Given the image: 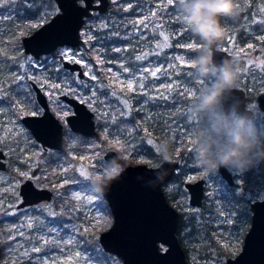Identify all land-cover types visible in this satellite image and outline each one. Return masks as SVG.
<instances>
[{
	"label": "rangeland",
	"instance_id": "rangeland-1",
	"mask_svg": "<svg viewBox=\"0 0 264 264\" xmlns=\"http://www.w3.org/2000/svg\"><path fill=\"white\" fill-rule=\"evenodd\" d=\"M239 4L237 16L221 19L226 31L217 47L232 54L231 61L239 68L237 86L246 90L248 105L254 112L248 121L264 137V113L255 100L256 94L264 90V0H239ZM180 5L181 0H109L103 14L92 15L81 27V44L35 59L23 52L21 32L29 33L55 13V1L0 0V67L7 58L16 65L0 68V147L8 152L10 145H19L28 164L19 172L29 176L39 160L41 146L19 120L22 111L37 114L40 110L28 80L41 86L63 127L72 108L57 95L65 91L75 96L94 112L96 129L107 142L116 148L126 142L119 152L126 164L154 166L161 160L157 157H164V145L168 157L184 156L165 190L182 217L178 237L186 259L189 264H225L241 249L249 226L243 209L251 200L264 197V169L258 166L259 158L244 170L226 167L234 180L229 185L218 170L204 172L195 166L194 136L198 129H210L211 124L207 117L193 115L194 103L201 88L213 78L200 80L193 70L192 58L186 52L191 37ZM131 9L133 14L128 15ZM113 37L127 42L108 45ZM147 42L149 48L145 51ZM134 43L142 46L141 52L123 58L128 48L133 52ZM107 46L119 51L122 58H108ZM88 50L101 55L102 67L89 58ZM60 57L78 62L84 77H78L76 71L64 74ZM137 58L144 62L131 69L129 61ZM121 114L129 121L109 130V121ZM66 129L63 137L68 149L60 154L53 170L67 188H58L49 201L16 211L20 224L3 226L6 247L0 254V264H122L98 242L99 232L110 226L112 215L103 195L87 186L88 177L104 169L107 161L102 154L107 147L100 150L92 144L97 138L85 139ZM135 133L146 137V147L137 145ZM150 156L156 161H151ZM199 178L204 181V199L202 205L192 206L184 182ZM21 180L0 171V205L7 198L5 204L15 207L19 197H12L18 195ZM57 198L59 204L54 206ZM62 211L65 216L58 223L55 217ZM92 236L94 239L87 244V238Z\"/></svg>",
	"mask_w": 264,
	"mask_h": 264
},
{
	"label": "water",
	"instance_id": "water-1",
	"mask_svg": "<svg viewBox=\"0 0 264 264\" xmlns=\"http://www.w3.org/2000/svg\"><path fill=\"white\" fill-rule=\"evenodd\" d=\"M58 11L22 38L25 52L38 57L48 53L58 45L71 47L80 44V31L85 18L107 9L109 0H54ZM213 58L216 62L231 61L230 52L213 45ZM63 66L76 71L83 77L81 65L76 61H63ZM36 98L44 108L42 115H27L22 118L34 137L43 146L61 147V124L48 108L45 96L32 82ZM71 104L74 113L66 117L68 126L83 135L96 132L92 110L87 105L66 94L61 95ZM257 107L264 113V91L256 96ZM236 106L238 113L249 118L251 108L246 106V94L242 87H236L225 102V109ZM4 153L0 150V169L5 168L1 160ZM107 161L120 158L114 149L105 152ZM178 162L174 159L162 161L157 166L144 163L128 164L120 171L106 192L102 195L110 209L112 222L101 231L98 241L103 250L114 253L122 264H189L185 252L176 236L179 223L178 212L167 203L162 184L172 175ZM222 173L230 182V173L222 167ZM191 205H199L202 197V180L186 182ZM30 190V191H29ZM24 200L19 204L50 198L51 192L45 188H36L30 180L21 186ZM250 225L246 231L240 251L226 259L225 264H264V198L250 202ZM159 243L165 244L164 250Z\"/></svg>",
	"mask_w": 264,
	"mask_h": 264
},
{
	"label": "clouds",
	"instance_id": "clouds-1",
	"mask_svg": "<svg viewBox=\"0 0 264 264\" xmlns=\"http://www.w3.org/2000/svg\"><path fill=\"white\" fill-rule=\"evenodd\" d=\"M180 9L184 24L205 43L191 60L193 70L200 80L213 78L201 88L194 103L193 115L207 117L211 124L210 129H198L194 136V164L204 172L220 167L244 170L255 158H264V137L236 106L225 109L237 87L239 68L232 61L216 62L212 51L225 35L221 19L239 14V0H181ZM162 155L168 158L167 145L162 147ZM120 171L115 159L108 161L101 172L88 177L87 186L103 194Z\"/></svg>",
	"mask_w": 264,
	"mask_h": 264
},
{
	"label": "flooded vegetation",
	"instance_id": "flooded-vegetation-1",
	"mask_svg": "<svg viewBox=\"0 0 264 264\" xmlns=\"http://www.w3.org/2000/svg\"><path fill=\"white\" fill-rule=\"evenodd\" d=\"M80 2H82L81 0H79ZM94 2H98L97 0H94ZM108 6H109V4H108ZM108 6H107V8H108ZM115 10V12L116 13H119L120 14V12L117 10V9H114ZM58 11V10H57ZM56 11V12H57ZM55 12V13H56ZM105 11H103V12H100V13H98V12H96V11H92V15H94V14H103ZM54 14V13H53ZM52 14V15H53ZM127 14L128 15H130V14H133V10H132V12L129 14V11L127 12ZM51 15V16H52ZM91 15V16H92ZM50 16V17H51ZM90 16V17H91ZM49 17V18H50ZM90 17H88V18H90ZM48 18V19H49ZM88 18H85V20H84V23H85V21L88 19ZM47 19V20H48ZM161 19H162V17H161ZM46 20V21H47ZM45 22V21H44ZM43 22V23H44ZM43 23H41L40 25H42ZM84 23H83V25H84ZM40 25H38L37 27H35L34 29H32L29 33H27V34H24L25 32H21V38H20V42H21V46H22V49H23V52L24 53H26V54H30V55H32L31 53H29V52H25V50H24V47H23V44H22V38L24 37V36H27V35H30L35 29H37ZM82 25V26H83ZM123 30V28H121L120 29V31H122ZM81 32V31H80ZM117 34H119V32L117 33ZM80 38H81V35H80ZM116 40V39H115ZM147 40V39H146ZM129 41V40H128ZM127 42V40L126 39H117V42H114V43H117L118 45H121V44H124V43H126ZM114 43H111V44H114ZM80 44H81V41H80ZM135 44V48L133 49V52H132V49L131 48H128L127 50H125L124 51V55H122L123 56V58H125V57H129V56H133V57H135V53L137 52V53H140L141 52V49H142V46L140 47V45L139 44H137V43H134ZM71 47V46H68V45H58L56 48H54L53 50H51L50 52H48V53H41L38 57H35V56H33L32 55V57L33 58H35V59H40V58H42V57H44V56H47V55H53V54H55V52L58 50V49H60V48H62V47ZM149 48V42H147L146 43V45L143 47V49L145 50V51H147V49ZM126 51H128L129 53L128 54H126ZM114 52H117V56H118V58H120L121 57V55H120V53H119V51H115L114 50ZM113 55V54H112ZM111 55V56H112ZM232 55V54H231ZM116 56V57H117ZM147 55H145V60H146V57ZM122 58V57H121ZM60 59V61H61V65H62V71H64V74L65 73H69V72H72L71 70H69L68 68H66V67H64L63 66V61L64 60H68V59H65V58H62V57H60L59 58ZM115 59V58H114ZM113 59V60H114ZM117 59V58H116ZM231 60H232V58H231ZM68 61H70V60H68ZM144 62V61H143ZM143 62H140L139 61V59L137 58V59H133V60H131V61H129V63H130V65H131V69H134L135 70V68H139L140 67V65H141V63H143ZM5 68L8 66V67H13V66H16V65H14V64H12L11 62H10V60L7 58L6 59V62H5ZM4 66L3 67H0V68H4ZM2 69H0V72H2L1 71ZM125 71H128V69H124ZM54 74H53V72L51 73V75H50V77L51 78H53L52 76H53ZM262 75L264 76V70H262ZM83 77H84V73H83ZM82 78V77H81ZM32 82H34L35 84H36V86L40 89V91L42 92V94L45 96V99H46V101H47V104H48V108H49V110H50V112L53 114V116L59 121V123L61 124V147L60 148H53V147H49V146H43L42 144H41V142L40 141H38L35 137H34V135L31 133V130L24 124V122L22 121V118L24 117V116H27V115H33V116H39V115H42V113H43V111H44V108L40 105V103L38 102V100H37V98H36V92H35V90H34V88H33V85H32ZM28 85H29V90L33 93V95H34V99H35V102H36V104L39 106V108H40V110L38 111V113L37 114H31V113H29V112H27V111H22L21 112V115L20 114H18V115H20V117H19V120L21 121V123L25 126V128H27L28 129V131L30 132V134L32 135V137H33V139L36 141V142H38L39 144H40V146H41V151H40V153H38L37 154V157L39 158V160H38V162H36V165L35 166H33L31 169H30V175L29 176H26V177H23V175L22 174H20V172L19 171H21V170H23V169H26L27 167H28V164L26 163V161L25 160H23V158H25L24 157V152H23V150L22 149H20V147H19V145H16V146H14V148H11L12 147V145H10L9 147H10V149H9V151L8 152H6V150L4 149V148H1L0 147V150L4 153V157L3 158H1V160L2 161H4L5 162V168L4 169H0V171H6L7 173H9V175L11 176V177H19V178H22V180H21V182L19 183V185H18V189H17V194L18 195H15V196H13L12 198H16V197H19V201L16 203V205H15V207H12V206H8V205H6L5 203H6V201H8V199L6 198L5 199V202L4 203H2L1 205H0V207H1V211H4V212H2V214H1V216H0V220L2 221V225L4 226V225H6V226H9V224L8 223H12V221L14 222V223H17V224H20V222L21 221H19L20 219H19V216H20V214L19 213H16V211H18V209L20 210V209H23V208H25V207H29V206H32V205H35V204H39V203H42V202H46V201H49V200H51L52 198H54L55 197V192L58 190V188L60 189V188H67V186H65V185H61L60 184V175L58 174V172H56V170H53V164L54 163H56V161L58 160V158H59V156H60V154L63 152V151H66L68 148H67V139H66V136L65 137H63V130L64 131H66L67 129H66V127L71 131V132H74V134L75 135H77V136H80V137H83V138H85V139H87L88 137H90V136H94L95 134H93V135H90V136H88V135H83V134H81V133H79V132H77V131H74V130H72L69 126H68V124H67V121H66V117L67 116H69V115H71V114H73L74 113V111H73V107L71 106V104H69L68 102H66L63 98H61V95H63V94H66V95H69V96H73V95H71V94H69V93H67V92H65V91H62V92H60V93H58V95H57V97H58V99L59 100H61V101H63V102H65L66 104H68L71 108H72V113H70V114H68V115H66L65 116V123H66V127H65V125H64V127H63V124H62V122H61V120L53 113V111H52V109H51V105H50V103H49V98H48V96L46 95V93L43 91V89L41 88V86L35 81V80H33V79H29L28 80ZM245 91V94H246V106L247 107H249V105H248V102H249V100H250V98L248 97V94H247V92H246V90H244ZM262 91H264V90H262ZM259 92H261V91H259ZM258 92V93H259ZM257 93V94H258ZM257 94H256V96H257ZM256 96H255V100H256ZM75 97V96H74ZM76 98V97H75ZM78 99V98H77ZM79 100V99H78ZM81 101V100H80ZM83 102V101H82ZM86 104V103H85ZM256 104H257V100H256ZM88 107V106H87ZM249 108H251V107H249ZM251 110H252V114H251V116L249 117V118H247L248 120L250 119V118H252V116H253V114H254V112H253V109L251 108ZM93 112V111H92ZM93 119H94V112H93ZM94 122H95V120H94ZM96 124L97 123H95V128H96ZM96 131H97V129H96ZM96 133V132H95ZM15 149H16V151H15ZM104 149V148H103ZM103 149H100V150H103ZM109 149H114V148H110V147H107L105 150H104V152H103V154H102V157H103V159L105 160V158H104V154H105V152L107 151V150H109ZM116 152H117V154H118V156H119V158H120V160H119V164H122V161H123V156H121V153H119L116 149H114ZM44 158H49L50 159V161H51V167H50V170L47 172V170H41V168H40V164H42L43 163V160H44ZM182 158H184V156L183 155H177V156H175V155H171V156H169L167 159H165L164 157H162L161 158V160L159 161V163H157L156 165H154V166H157V165H159L162 161H165V160H168V159H174V160H176L177 162H178V166L175 168V170L173 171V173H172V175L170 176V178L166 181V182H164L163 184H162V190H163V193H164V196H165V199H166V201H167V203L169 204V205H171L177 212H178V214H179V223H178V226H177V230H176V236H177V238H178V241H179V243H180V245H181V242H180V240H179V237H178V232H179V229H180V226H181V220H182V217H181V214L179 213V211L176 209V207L173 205V203H172V197H170V195L166 192V190H165V185L169 182V181H171L175 176H176V174H177V170H178V168L180 167V165H181V160H182ZM105 161H107V160H105ZM108 162V161H107ZM145 164V163H144ZM126 165H128V164H126V163H124V164H122V167H121V169L123 168V167H125ZM147 165V164H146ZM148 166H150V165H148ZM259 167H261L260 165H258ZM225 168V170H227L229 173H230V182L227 180V178L223 175V173H222V167H220V168H218L217 170H218V172H219V175L222 177V179H224L225 180V182L227 183V184H229V185H233V183H234V180H233V175H232V173L226 168V167H224ZM262 168V167H261ZM263 169V168H262ZM41 174H43L42 176H41ZM53 177L54 179H57V181L56 182H52V186L50 187V186H48V185H44V184H42V183H40L39 182V179L40 178H42L43 177V179L44 180H46V181H48V179H47V177ZM26 180H30L31 182H32V184H33V186L34 187H36V188H45V189H48L50 192H51V195H50V198H43V199H40V200H37V201H35V202H31V203H26V204H23V205H19L23 200H24V198H23V195L20 193V191H21V186H22V184H24V182L26 181ZM197 180H202V190H203V193H202V197H201V203L199 204V205H192V206H200V205H202V201H203V199H204V181H203V179L202 178H199V179H197ZM197 180H194V181H197ZM186 182H193V181H185L184 182V186H185V183ZM62 187H61V186ZM185 188H186V186H185ZM186 190H187V188H186ZM30 191V190H29ZM187 192H188V190H187ZM262 198H264V197H262ZM262 198H255V199H253V200H256V199H262ZM253 200H251V201H253ZM59 201H60V199L59 198H57L56 200H55V202H54V206H57L58 204H59ZM250 201V202H251ZM188 202H189V193H188ZM250 202L248 203V206H246L244 209H243V213H244V215H246V216H249V225H250V215H251V211H250V209H249V204H250ZM189 204H190V202H189ZM191 205V204H190ZM15 211V212H12V213H10V214H7V213H9L8 211ZM57 216H60V222L63 220V218H64V216H65V212L64 211H62V212H60V213H57L56 214V217ZM55 217V218H56ZM112 222V221H111ZM249 227V226H248ZM248 230V228L246 229V231ZM246 231L244 232V234H243V238H244V235H245V233H246ZM7 233H8V231H6ZM100 233V232H99ZM4 234H5V229H3V232L1 233V235H0V238H1V240H0V254L1 253H3L4 252V250H5V247H6V245L4 244V239H2V236L4 237ZM99 235V234H98ZM99 242V241H98ZM242 243H243V241H242ZM160 245H164V248L165 247H167L165 244H162V243H159V248H160ZM242 246V245H241ZM181 247H182V245H181ZM164 248L163 249H161V250H164ZM183 248V247H182ZM184 250V249H183ZM240 251V250H239ZM185 252V251H184ZM117 256V255H116ZM118 257V256H117ZM234 257V256H233ZM119 258V257H118ZM229 258V257H228ZM120 259V258H119ZM121 260V259H120ZM225 262H226V260H225ZM122 263V262H121Z\"/></svg>",
	"mask_w": 264,
	"mask_h": 264
},
{
	"label": "trees",
	"instance_id": "trees-1",
	"mask_svg": "<svg viewBox=\"0 0 264 264\" xmlns=\"http://www.w3.org/2000/svg\"><path fill=\"white\" fill-rule=\"evenodd\" d=\"M125 1V0H124ZM114 12H115V10H113ZM132 12V9L129 11V14ZM186 29H187V31L190 33V37H191V45L186 49V52H187V55H188V57H190V58H194L198 53H199V51L202 49V48H204L205 47V43L198 37V36H196L195 34H193L191 31H190V29L188 28V27H186ZM116 38L115 37H113V38H111L109 41H108V45L109 44H111V43H114V42H117V39L115 40ZM81 43H82V41H81ZM112 47H110V46H107V48H106V51H107V55L106 56H108V58H110L111 60H113L114 58L116 59V58H118V56H117V52H114L113 50H110ZM88 53H89V58L94 62V64H96L97 66H99V67H102L103 65H100L99 63L101 62V61H103V59L101 58V55H99V54H94V53H92L90 50H88ZM129 52L128 51H126V54H128ZM105 54V53H104ZM113 54V55H112ZM112 55V56H111ZM117 56V57H116ZM104 60L105 61H107V58H104ZM105 65H107L106 63H105ZM99 74L100 75H103L104 74V71L103 70H100L99 71ZM109 92V89L108 88H105V93H108ZM129 120L128 119H126L125 118V116H123L122 114H121V116H118V117H116V118H114L112 121H109V124H108V127H109V130H110V127H112V128H115V127H118L120 124H122V123H127ZM97 122H98V127L100 126L99 124V121L97 120ZM93 138H97L95 141L96 142H93L92 144H93V146H95V147H97V148H99V149H102V148H105V147H110V148H115L118 152H121L122 153V148H123V146L126 144V142L125 141H123L122 143H121V147L120 148H116V147H114V144L113 143H109V142H107L103 137H102V135L100 134V130L98 129L97 131H96V133H95V135L93 136ZM134 138H136V143H137V145H140V146H142V147H146L147 145H146V137H144L143 135H139V136H136V133L134 134ZM100 139V140H99ZM99 140V141H98ZM104 146V147H103ZM15 151H16V149H15ZM160 158H162V156H159V157H157V159L156 160H158V159H160ZM259 159H261V161L259 162V165L264 169V158H259ZM150 160L151 161H153V160H155V157H152V156H150ZM155 160V161H156ZM126 161H125V159H123V161H122V164H124ZM50 167H51V161H50V159L49 158H44V160H43V163L42 164H40V168H41V170H47V172L50 170ZM43 174H41V176H42ZM47 179H48V181H46V180H44L43 179V177L42 178H40L39 179V182L40 183H42V184H44V185H48V186H52V182H56L57 181V179H54L53 177H47ZM0 209H1V207H0ZM2 212H4V211H1L0 210V216H1V214H2ZM60 218V216H57L56 217V219L58 220V223L60 222L59 219ZM246 218H247V221H249V216H246ZM8 224H10V223H8ZM11 224H14V222L12 221V223ZM3 232V225H2V221L0 220V234ZM89 239V240H88ZM92 239H94V237L92 236V237H88L87 238V240H86V243L87 244H90V242H91V240ZM88 241V242H87Z\"/></svg>",
	"mask_w": 264,
	"mask_h": 264
},
{
	"label": "snow or ice",
	"instance_id": "snow-or-ice-1",
	"mask_svg": "<svg viewBox=\"0 0 264 264\" xmlns=\"http://www.w3.org/2000/svg\"><path fill=\"white\" fill-rule=\"evenodd\" d=\"M129 87H131V85H129Z\"/></svg>",
	"mask_w": 264,
	"mask_h": 264
}]
</instances>
